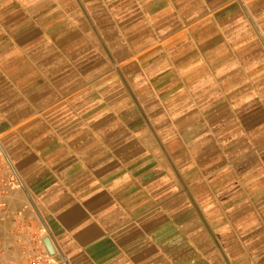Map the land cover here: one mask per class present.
I'll use <instances>...</instances> for the list:
<instances>
[{"label":"crops","instance_id":"obj_1","mask_svg":"<svg viewBox=\"0 0 264 264\" xmlns=\"http://www.w3.org/2000/svg\"><path fill=\"white\" fill-rule=\"evenodd\" d=\"M0 151V264H264V0H0Z\"/></svg>","mask_w":264,"mask_h":264},{"label":"built area","instance_id":"obj_2","mask_svg":"<svg viewBox=\"0 0 264 264\" xmlns=\"http://www.w3.org/2000/svg\"><path fill=\"white\" fill-rule=\"evenodd\" d=\"M15 185L13 181L12 173L5 165V159L0 151V209L6 208V203L2 200V196ZM30 264H50L49 258L46 253H40L36 255L30 261Z\"/></svg>","mask_w":264,"mask_h":264},{"label":"water","instance_id":"obj_3","mask_svg":"<svg viewBox=\"0 0 264 264\" xmlns=\"http://www.w3.org/2000/svg\"><path fill=\"white\" fill-rule=\"evenodd\" d=\"M46 245H47V248H48L49 252L52 254L53 253V249L50 246V244L48 243V241L46 242Z\"/></svg>","mask_w":264,"mask_h":264}]
</instances>
